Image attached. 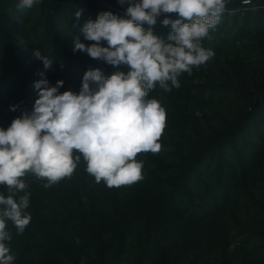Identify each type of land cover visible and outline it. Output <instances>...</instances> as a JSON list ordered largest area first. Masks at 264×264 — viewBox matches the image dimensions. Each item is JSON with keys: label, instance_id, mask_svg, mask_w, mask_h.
Segmentation results:
<instances>
[{"label": "trees", "instance_id": "obj_1", "mask_svg": "<svg viewBox=\"0 0 264 264\" xmlns=\"http://www.w3.org/2000/svg\"><path fill=\"white\" fill-rule=\"evenodd\" d=\"M242 1L228 0L202 39L212 58L182 73L179 88L149 92L165 108L166 122L159 153L136 157L142 180L112 188L96 183L82 156L71 177L50 187L32 173L23 177L31 221L22 234L7 222L13 264H264V0ZM17 3L0 0V127L33 110L41 79L49 86L63 80L60 93L78 94L89 69L105 77L129 71L73 52L74 38L93 43L83 38L86 22L105 11L128 18L127 4ZM164 18L152 26L162 38L171 30ZM34 49L52 60L50 69ZM0 194H8L2 185Z\"/></svg>", "mask_w": 264, "mask_h": 264}, {"label": "clouds", "instance_id": "obj_2", "mask_svg": "<svg viewBox=\"0 0 264 264\" xmlns=\"http://www.w3.org/2000/svg\"><path fill=\"white\" fill-rule=\"evenodd\" d=\"M127 4L126 16L110 11L98 14L81 29L84 40L74 38L73 52H85L91 58L118 67L105 77L100 69L87 70L80 92L58 90L64 81L49 86L47 79L35 82L39 90L33 110L12 120L7 129L0 127V264H13L15 255L9 246L11 221L22 234L31 221L25 210L30 193L23 177L28 173L45 180L50 187L71 177L81 160L96 183L107 187L130 186L143 179L140 153H159V142L166 122L165 108L157 99H148L158 85L170 92L179 88L178 77L192 72L214 56L201 41L220 21L228 0H118ZM250 2V0H246ZM43 0H18V9H31ZM82 10L75 15L79 19ZM166 14H177L170 19ZM165 16L170 25L166 38L154 34L152 26ZM149 25L147 29L143 25ZM106 41L107 46L101 42ZM34 57L45 70L52 60L34 49ZM44 75L43 72L40 73ZM95 85V90L91 85ZM15 111V106H11ZM24 195L17 197V194Z\"/></svg>", "mask_w": 264, "mask_h": 264}, {"label": "water", "instance_id": "obj_3", "mask_svg": "<svg viewBox=\"0 0 264 264\" xmlns=\"http://www.w3.org/2000/svg\"><path fill=\"white\" fill-rule=\"evenodd\" d=\"M256 104H258V101L257 100H255L254 103L251 106H254Z\"/></svg>", "mask_w": 264, "mask_h": 264}, {"label": "built area", "instance_id": "obj_4", "mask_svg": "<svg viewBox=\"0 0 264 264\" xmlns=\"http://www.w3.org/2000/svg\"><path fill=\"white\" fill-rule=\"evenodd\" d=\"M243 3L247 4L248 2H246V0L242 1Z\"/></svg>", "mask_w": 264, "mask_h": 264}]
</instances>
